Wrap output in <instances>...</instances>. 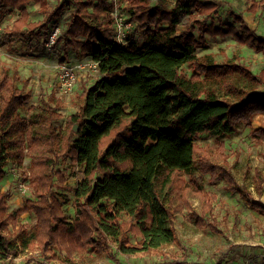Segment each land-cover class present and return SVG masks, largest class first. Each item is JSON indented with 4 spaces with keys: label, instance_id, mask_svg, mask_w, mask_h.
Masks as SVG:
<instances>
[{
    "label": "trees",
    "instance_id": "trees-1",
    "mask_svg": "<svg viewBox=\"0 0 264 264\" xmlns=\"http://www.w3.org/2000/svg\"><path fill=\"white\" fill-rule=\"evenodd\" d=\"M33 1L40 4L43 22L29 20L31 0H0V16L4 9L18 12L2 29L3 46L40 36L67 6L49 11L48 0ZM115 2H127L128 22L142 41H119L113 1L72 0L74 9L57 43L90 57L99 75L83 89L78 111L67 117L64 129L56 125L63 116L52 95L24 116L27 83L20 87L18 73L0 67V184L8 161L23 165L29 157L34 190L33 199L9 212L11 192L0 188V262L36 243L46 259H57L58 247L69 257H101L113 243L124 254L150 252L177 241L173 225L185 212L199 228L221 233L214 216L217 196L205 191L204 175L212 184L226 182L264 215V205L237 182L225 144L212 150L198 143L205 134L224 138L242 126L264 143V128H252L255 117L264 116V70L255 74L234 59L217 63L197 54L206 36H233L264 54V36L234 10L238 26L217 27L215 2L177 0L171 10L150 0ZM247 2V13L264 10V0ZM65 163L80 167L84 176L76 188L73 227L55 191L67 181ZM263 184L258 180L259 194ZM28 213L36 216L31 230L20 224ZM131 239L137 246L128 245Z\"/></svg>",
    "mask_w": 264,
    "mask_h": 264
},
{
    "label": "rangeland",
    "instance_id": "rangeland-1",
    "mask_svg": "<svg viewBox=\"0 0 264 264\" xmlns=\"http://www.w3.org/2000/svg\"><path fill=\"white\" fill-rule=\"evenodd\" d=\"M111 1L114 2L112 18L117 23L121 22L122 27H126V37L142 41L140 32L134 26L127 28L130 25L126 9L127 2L118 4L115 0ZM150 1L153 6L170 10L173 9L177 0ZM219 1H221L220 10L218 16L215 17L217 27L220 24L238 26L232 15V11L236 9L237 12L246 15L250 27L264 36V10L257 14H250L246 12L247 0ZM31 2L35 1L31 0ZM60 3L67 5L65 11L57 20H51L46 32H40V36L31 40L21 39L11 48L0 43V67L9 69L10 74L18 73L21 80L20 87L27 83L26 91L30 94V99L25 104L24 116L31 114L34 108L39 109L42 102L52 95L53 103L58 105V110L63 116L56 125L64 129L67 117L78 111V97L85 87H90L94 83L99 71L90 57L78 56L72 49L65 51L62 43L48 44L53 29L62 26L63 31L74 9L72 0H48V10L52 11ZM28 11L31 22L44 21L45 16L41 13L40 7L33 9V6L31 8V5H28ZM17 17V11L4 9L0 16V26L2 28L10 26ZM178 29L182 32L183 24ZM197 54L211 55L217 63L234 59L249 66L255 74L264 70V54L257 53L250 47L239 45L233 36L216 38L206 36V44L201 45ZM73 59L75 60L72 62ZM66 65L71 66L78 77L75 87L67 96L59 92L60 70ZM260 90L264 91V86ZM259 127L264 128V116L255 117L252 128ZM251 130L250 127L242 126L236 134L224 138L205 134L199 138L198 143L214 150L220 142H223L237 182L252 193L254 201L264 205V191L263 194L257 192L258 180L264 179V143L255 140L251 136ZM62 170L67 181L62 185L57 184L55 191L68 216V222L73 227L76 219L74 207L76 188L83 181L84 176L80 167L70 163L63 164ZM30 171L29 157L24 160L23 165L8 161L7 173L0 188L3 192L7 190L11 192L8 202L9 212L17 211L27 199L34 198ZM28 173L30 174L28 177L30 191L22 194L18 189V182ZM197 175L200 177L202 175L199 170ZM209 178L208 175L202 176L201 183L206 192L217 196L214 216L221 233H215L210 228H199L189 213L185 212L177 217L173 225L177 241L150 252L124 254L117 244L113 243L111 249L101 257L92 253L84 256L75 254L69 257L58 247L54 250L57 259H46L42 255L40 245L36 243L30 248L21 249L17 256H9L0 264H264V215L256 211L240 194L232 193L226 182L220 181L212 184ZM20 224L28 230L33 229L36 224L35 214H24L20 219ZM137 242L136 239H131L128 245L135 247Z\"/></svg>",
    "mask_w": 264,
    "mask_h": 264
},
{
    "label": "built area",
    "instance_id": "built-area-1",
    "mask_svg": "<svg viewBox=\"0 0 264 264\" xmlns=\"http://www.w3.org/2000/svg\"><path fill=\"white\" fill-rule=\"evenodd\" d=\"M200 1L208 2V0H200ZM128 24L130 25L127 26V28L134 26V24L130 22H128ZM61 27L62 26H59L53 29L52 34L49 37L48 44L50 45L56 44L62 32ZM2 29L3 28L0 27V36L2 33ZM125 30H126V27H122L121 22H118V23L117 21L115 22L116 35L119 41L121 42H124L126 39ZM94 66L97 68V65L95 63H94ZM59 80H60L59 92L61 93V95L67 96L75 87L78 77L76 75L75 70L71 66L66 65L60 70ZM29 175L30 174L28 173L27 176L21 178L18 182V189L22 194H27L30 191L29 184H28ZM176 264H186V263H176Z\"/></svg>",
    "mask_w": 264,
    "mask_h": 264
},
{
    "label": "crops",
    "instance_id": "crops-1",
    "mask_svg": "<svg viewBox=\"0 0 264 264\" xmlns=\"http://www.w3.org/2000/svg\"><path fill=\"white\" fill-rule=\"evenodd\" d=\"M49 3H50V1H49ZM29 5H31V8H32V6H33V9H35V8H39L40 7V5L39 4H36L35 2H30L29 3ZM30 10V9H29ZM171 10V9H170ZM234 11H236V9H234ZM243 16L245 17V19H246V21H247V17H246V15L245 14H243ZM34 37H36V36H34ZM33 37V38H34ZM86 59V58H85ZM85 59H83V60H85ZM75 59H73L72 60V62L74 61ZM76 60H78V59H76ZM72 62L70 63V64H72Z\"/></svg>",
    "mask_w": 264,
    "mask_h": 264
},
{
    "label": "bare ground",
    "instance_id": "bare-ground-1",
    "mask_svg": "<svg viewBox=\"0 0 264 264\" xmlns=\"http://www.w3.org/2000/svg\"><path fill=\"white\" fill-rule=\"evenodd\" d=\"M208 2H215V3H218L219 6L221 5L219 0H208ZM1 27V26H0ZM135 27V26H134ZM2 28V27H1ZM117 36V35H116ZM59 39V38H58ZM58 41V40H57ZM57 43V42H56Z\"/></svg>",
    "mask_w": 264,
    "mask_h": 264
},
{
    "label": "water",
    "instance_id": "water-1",
    "mask_svg": "<svg viewBox=\"0 0 264 264\" xmlns=\"http://www.w3.org/2000/svg\"><path fill=\"white\" fill-rule=\"evenodd\" d=\"M77 129V127H75Z\"/></svg>",
    "mask_w": 264,
    "mask_h": 264
}]
</instances>
